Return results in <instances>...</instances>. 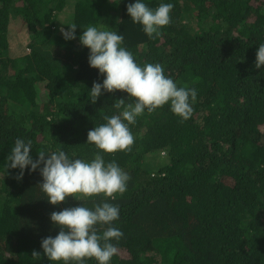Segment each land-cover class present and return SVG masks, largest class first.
Wrapping results in <instances>:
<instances>
[{
	"label": "trees",
	"instance_id": "1",
	"mask_svg": "<svg viewBox=\"0 0 264 264\" xmlns=\"http://www.w3.org/2000/svg\"><path fill=\"white\" fill-rule=\"evenodd\" d=\"M132 2L0 0V264H63L41 247L60 231L51 213L109 199L52 205L39 170L18 181L20 170L7 167L17 138L32 141L34 159L45 149L85 160L101 151L87 143L89 130L129 99L116 90L92 102L103 76L79 36L101 24L124 36L137 63H161L198 91L188 119L168 105L146 111L129 125V150L103 153L130 175L109 201L124 233L111 264H264V67L255 66L264 0H163L174 4L172 20L155 38L131 20ZM73 23L77 38L65 40L61 29Z\"/></svg>",
	"mask_w": 264,
	"mask_h": 264
},
{
	"label": "clouds",
	"instance_id": "2",
	"mask_svg": "<svg viewBox=\"0 0 264 264\" xmlns=\"http://www.w3.org/2000/svg\"><path fill=\"white\" fill-rule=\"evenodd\" d=\"M173 8L172 2L163 0L155 8L146 0H134L128 4L127 13L150 38H155L170 24ZM77 27L73 23L62 28L64 39L75 40ZM83 29L79 41L89 49V65L103 76L102 83L93 82L90 89L92 102L95 103L104 92L116 90L129 96L128 101L118 99L112 106L118 111L105 116L104 123L89 130L87 143L94 144L101 151L91 160H85L70 157L62 149H45L37 152L38 159H34L32 141L17 138L7 157V167L20 170L16 177L18 181L23 180L26 170H39L43 178L39 188L52 205H60L68 197L80 201L103 194L109 198L93 202L91 206L83 204L53 211L50 220L60 231L55 236L43 238L41 247L50 261L86 264L87 259L95 258L97 264H111L124 233L114 223L120 218L119 205L109 201L115 200L116 194L127 191L130 175L114 159L106 161L103 153L129 150L134 143L129 125L146 111L168 105L172 113L188 119L198 91L194 87L180 86L166 74L161 63H137L124 46V36L113 28L101 24ZM255 66L264 67V43H260L257 49ZM32 256L38 257L40 252L34 250Z\"/></svg>",
	"mask_w": 264,
	"mask_h": 264
},
{
	"label": "rangeland",
	"instance_id": "3",
	"mask_svg": "<svg viewBox=\"0 0 264 264\" xmlns=\"http://www.w3.org/2000/svg\"><path fill=\"white\" fill-rule=\"evenodd\" d=\"M61 15H62L61 19H64V17H65L66 14H61ZM24 29H25V28H24ZM25 30H26V29H25ZM161 155H164V154L162 153Z\"/></svg>",
	"mask_w": 264,
	"mask_h": 264
}]
</instances>
